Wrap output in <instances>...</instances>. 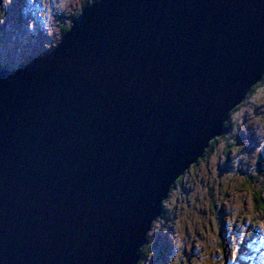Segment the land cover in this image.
<instances>
[{
    "label": "water",
    "instance_id": "95a60500",
    "mask_svg": "<svg viewBox=\"0 0 264 264\" xmlns=\"http://www.w3.org/2000/svg\"><path fill=\"white\" fill-rule=\"evenodd\" d=\"M263 76L264 0L83 8L50 51L0 68V264H137Z\"/></svg>",
    "mask_w": 264,
    "mask_h": 264
},
{
    "label": "rangeland",
    "instance_id": "374dc122",
    "mask_svg": "<svg viewBox=\"0 0 264 264\" xmlns=\"http://www.w3.org/2000/svg\"><path fill=\"white\" fill-rule=\"evenodd\" d=\"M94 2L2 0L0 68L50 51L72 15ZM241 104L225 137L163 201L139 264H264V80Z\"/></svg>",
    "mask_w": 264,
    "mask_h": 264
},
{
    "label": "trees",
    "instance_id": "16d2710c",
    "mask_svg": "<svg viewBox=\"0 0 264 264\" xmlns=\"http://www.w3.org/2000/svg\"><path fill=\"white\" fill-rule=\"evenodd\" d=\"M94 1L96 2L97 0H94ZM79 13H80V12H78V13H76V14H73L72 17H71V20H72V18H75L76 16H78ZM0 22H1V15H0ZM70 25H71V22L69 23V25L62 27L61 35L65 34V33L68 31ZM0 29H1V28H0ZM28 60H30V59H28ZM262 80H264V76H263ZM260 84H261V81H260V83L256 84L255 86H253V87L251 88V90L249 91V93L246 95L245 100L248 99V98L251 96V94H253V92L255 91V89H256ZM241 105H242V104H240V105H238V107L234 108V109L230 112V115H229V116H231V115L234 113V111H236ZM229 118H230V117H229ZM228 126H229V121H227V122L225 123L226 132H227V130H228ZM226 132H225L221 137H219V138H217V139L211 141V142L209 143V147L204 151L203 155L206 154V153L211 152L212 149H213V148H212L213 145H215L220 139H223V138L225 137ZM233 147H234L233 143H232V142H229V141H228V142H225V144H224V146H223V148H224V149H227V151H228L230 148H233ZM203 155H202V156H203ZM201 158H202V157H201ZM201 158H200V159H201ZM200 159H199L197 162H199ZM182 177H183V176H182ZM182 177H179V178L176 180V182H180L181 179H182ZM172 188H173V187H172ZM172 188H171V189H172ZM170 192H171V190H170ZM255 200H257V199H255ZM162 213H163V212H162ZM162 213H161L156 219H158L159 217H161V216H162ZM146 239H147V237H146ZM143 246H144V245H143ZM143 246L140 248V256H141V254H142V251H143V255H144V252H145L144 250L146 249V248L143 247ZM139 260H140V259H139ZM139 260H138V262H139ZM138 262H137V264H139Z\"/></svg>",
    "mask_w": 264,
    "mask_h": 264
},
{
    "label": "bare ground",
    "instance_id": "6f19581e",
    "mask_svg": "<svg viewBox=\"0 0 264 264\" xmlns=\"http://www.w3.org/2000/svg\"><path fill=\"white\" fill-rule=\"evenodd\" d=\"M146 237H147V235H146ZM145 242H146V240H145ZM144 244H145V243H144ZM144 244H143V245H144ZM143 245H142V246H143ZM142 246H141V247H142ZM141 247H140V248H141ZM139 255H140V253H139Z\"/></svg>",
    "mask_w": 264,
    "mask_h": 264
},
{
    "label": "flooded vegetation",
    "instance_id": "af4514ba",
    "mask_svg": "<svg viewBox=\"0 0 264 264\" xmlns=\"http://www.w3.org/2000/svg\"><path fill=\"white\" fill-rule=\"evenodd\" d=\"M146 243V242H145Z\"/></svg>",
    "mask_w": 264,
    "mask_h": 264
}]
</instances>
